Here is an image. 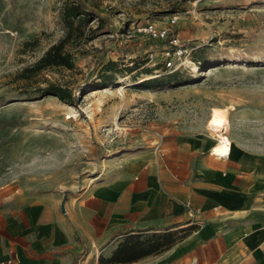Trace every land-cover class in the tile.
I'll use <instances>...</instances> for the list:
<instances>
[{
  "label": "rangeland",
  "instance_id": "1",
  "mask_svg": "<svg viewBox=\"0 0 264 264\" xmlns=\"http://www.w3.org/2000/svg\"><path fill=\"white\" fill-rule=\"evenodd\" d=\"M83 1L88 19L69 25L73 0H0V196H76L106 173L134 177L176 132L211 148L213 106L227 109L232 153L264 157V0ZM172 18L193 47L178 70L164 66L169 41L139 31ZM58 42L72 68H29Z\"/></svg>",
  "mask_w": 264,
  "mask_h": 264
},
{
  "label": "crops",
  "instance_id": "2",
  "mask_svg": "<svg viewBox=\"0 0 264 264\" xmlns=\"http://www.w3.org/2000/svg\"><path fill=\"white\" fill-rule=\"evenodd\" d=\"M166 139L134 177L106 173L76 196L3 193L0 263L100 264L128 234L178 230L169 249L120 264H264V157L215 155L202 136Z\"/></svg>",
  "mask_w": 264,
  "mask_h": 264
},
{
  "label": "trees",
  "instance_id": "3",
  "mask_svg": "<svg viewBox=\"0 0 264 264\" xmlns=\"http://www.w3.org/2000/svg\"><path fill=\"white\" fill-rule=\"evenodd\" d=\"M86 8V1L73 0L66 5L64 9V16L67 23L72 24L73 20L83 22L88 19V15L91 10H83ZM109 65L115 64L114 61L109 60ZM52 65H63L68 68L74 66L73 60L69 53L64 52L63 43L58 42L51 45L48 50L34 63L33 66L29 67L34 71L41 70L45 67ZM159 82L158 78H150L142 81V84L152 85ZM48 90L50 93L58 95L63 99L71 97L70 91L62 86L56 84H49ZM186 234L177 236L175 231H164L143 235L140 233L128 234L124 237L116 249L113 251L111 256L105 258L101 257L100 261L102 264H119V263H130L137 261L147 255L161 253L176 242H178Z\"/></svg>",
  "mask_w": 264,
  "mask_h": 264
},
{
  "label": "built area",
  "instance_id": "4",
  "mask_svg": "<svg viewBox=\"0 0 264 264\" xmlns=\"http://www.w3.org/2000/svg\"><path fill=\"white\" fill-rule=\"evenodd\" d=\"M176 22L175 18H172L167 25H157L156 23H147L139 28V31L151 39H165L169 41L171 49H168L164 53V66L167 69L178 70L185 65V60L191 54L193 47L191 43L187 41L181 42L178 35L172 33L171 27ZM153 56V53H151ZM231 144V143H230ZM10 182H5L2 184L3 187H7ZM184 205L191 214L194 215L195 210L193 208L192 202L187 200ZM11 260L2 261L0 264H11Z\"/></svg>",
  "mask_w": 264,
  "mask_h": 264
},
{
  "label": "bare ground",
  "instance_id": "5",
  "mask_svg": "<svg viewBox=\"0 0 264 264\" xmlns=\"http://www.w3.org/2000/svg\"><path fill=\"white\" fill-rule=\"evenodd\" d=\"M194 70H198L197 65H194ZM104 90L109 91L110 88L107 87ZM98 92L99 90H95L92 95H96ZM206 128L210 131L211 135L215 139V142L211 145L212 153L219 156L230 155L232 146L230 144L231 139L228 134L229 119L227 115V109L221 106H213L211 108L210 118L206 124Z\"/></svg>",
  "mask_w": 264,
  "mask_h": 264
},
{
  "label": "water",
  "instance_id": "6",
  "mask_svg": "<svg viewBox=\"0 0 264 264\" xmlns=\"http://www.w3.org/2000/svg\"><path fill=\"white\" fill-rule=\"evenodd\" d=\"M62 209L64 210L65 208H64V201L62 202Z\"/></svg>",
  "mask_w": 264,
  "mask_h": 264
}]
</instances>
